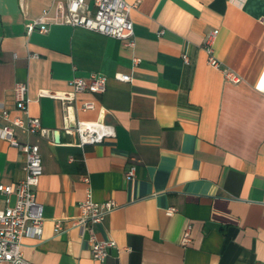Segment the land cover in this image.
<instances>
[{
    "label": "crops",
    "instance_id": "obj_1",
    "mask_svg": "<svg viewBox=\"0 0 264 264\" xmlns=\"http://www.w3.org/2000/svg\"><path fill=\"white\" fill-rule=\"evenodd\" d=\"M53 1L0 0V125L5 110L24 117L13 92L24 82L27 114L49 129L14 128L39 145L43 166L42 231L21 239L29 264H264V0H124L133 45L67 23L28 32L25 21ZM212 29L219 68L203 48ZM92 72L106 75L105 90L74 91L69 79ZM96 119L114 135L80 145L74 123ZM24 162L0 137V182L23 178ZM87 189L117 203L93 225L115 242L103 261L73 224ZM4 198L0 208L14 203Z\"/></svg>",
    "mask_w": 264,
    "mask_h": 264
},
{
    "label": "built area",
    "instance_id": "obj_2",
    "mask_svg": "<svg viewBox=\"0 0 264 264\" xmlns=\"http://www.w3.org/2000/svg\"><path fill=\"white\" fill-rule=\"evenodd\" d=\"M134 5L124 0H54L51 7L44 9L41 14L25 21L28 32L35 27L45 31L49 23H67L73 26H81L100 33L123 39L127 44L133 45V23L129 11ZM217 29L208 31L203 40V48L207 55V62L215 67H220V62L213 52V40ZM185 62L187 55L182 53ZM135 62L138 58L134 57ZM223 74L236 79L235 73L229 69H222ZM116 78L130 80L127 73H115ZM74 91H91L101 93L105 90L106 75L92 72L87 77L72 76L69 79ZM16 108L24 114V117L16 115L8 118L7 111L2 112V117L8 122L0 125V137L9 143L19 147L25 154L23 165L24 176L20 180L11 183L0 182V193L5 195V202L9 201L10 195H14V203L0 208V264H29L23 255L22 237L39 236L42 231V205L37 201L35 190L39 177L43 172L39 145L35 142H21L14 135V128L21 127L28 132H38L47 135L49 129L43 127L38 117L27 114V85L17 82L13 85ZM62 98H70L67 95H58ZM93 103L86 101L82 108H91ZM73 129L78 136L80 145L97 143L107 136L114 135V129L110 123L100 119L88 121L78 120ZM135 172V164H131L125 171V176L131 178ZM87 180V177H85ZM80 215L73 220V224L81 227L82 233L87 234L90 254L94 260L103 261L111 247L115 246L112 239H99L93 225L104 219L106 214L117 206L114 199L108 198L103 201H94L89 189L86 197L78 203ZM175 207L166 209L168 214ZM57 230L61 228L60 222H55ZM189 225L183 232L181 241L186 244L190 237Z\"/></svg>",
    "mask_w": 264,
    "mask_h": 264
}]
</instances>
